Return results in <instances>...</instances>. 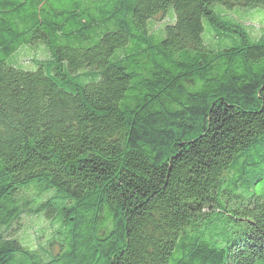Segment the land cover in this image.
<instances>
[{"label":"trees","instance_id":"trees-1","mask_svg":"<svg viewBox=\"0 0 264 264\" xmlns=\"http://www.w3.org/2000/svg\"><path fill=\"white\" fill-rule=\"evenodd\" d=\"M251 10L264 0H0V264H264ZM29 213L53 224L35 247L5 233Z\"/></svg>","mask_w":264,"mask_h":264},{"label":"rangeland","instance_id":"rangeland-1","mask_svg":"<svg viewBox=\"0 0 264 264\" xmlns=\"http://www.w3.org/2000/svg\"><path fill=\"white\" fill-rule=\"evenodd\" d=\"M246 10V9H245ZM264 11V10H263ZM241 17V16H240ZM245 22L248 25L252 37L256 38L264 34V12H261L259 10H251L249 14L244 15ZM170 16H161L160 14L157 15L155 24L156 27L162 26L164 23L170 21ZM25 50V49H24ZM22 50L20 56H21V64L25 67H30V69H35V60L39 57H44V50L43 47L40 46V49L30 51L28 53L23 52ZM38 54V55H37ZM257 191L260 193L262 191L260 185L257 186ZM32 193L28 192L25 194H22V197H32ZM49 194H45L43 196V200H47L49 197ZM19 225V227H16ZM53 229L52 220L46 217L45 215H35V214H24L22 218L20 219V223H17L15 227H11L5 233L13 232L16 236H23L27 239H30L29 244L31 246H36L37 240L34 236V233H40V230L38 229H44L45 235L48 234L50 229ZM36 229V230H35ZM19 230V231H17ZM35 230V231H34ZM16 231V232H15ZM25 231L27 233H25ZM34 231V233H33ZM35 234V235H37Z\"/></svg>","mask_w":264,"mask_h":264}]
</instances>
